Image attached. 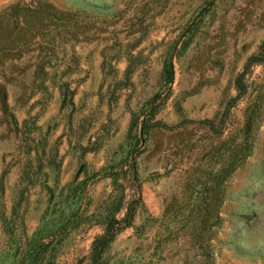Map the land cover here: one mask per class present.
I'll return each mask as SVG.
<instances>
[{
  "label": "rangeland",
  "instance_id": "rangeland-1",
  "mask_svg": "<svg viewBox=\"0 0 264 264\" xmlns=\"http://www.w3.org/2000/svg\"><path fill=\"white\" fill-rule=\"evenodd\" d=\"M262 39L264 0H0V264L78 182L54 264H90L105 215L123 226L92 264H264V59L230 100Z\"/></svg>",
  "mask_w": 264,
  "mask_h": 264
},
{
  "label": "trees",
  "instance_id": "trees-1",
  "mask_svg": "<svg viewBox=\"0 0 264 264\" xmlns=\"http://www.w3.org/2000/svg\"><path fill=\"white\" fill-rule=\"evenodd\" d=\"M18 22V20L16 21ZM30 39V38H29ZM27 37L21 41V44L28 45L30 42L34 43V41H27ZM19 45V46H20ZM22 53V50L19 49L16 51V55H20ZM264 59V39L260 41L258 44L256 50L252 53H250L242 66V69L234 76V86L236 88V94L232 97H230V100H235L239 95L243 94L245 91V83L243 80L244 73L246 72L247 68L255 62L262 61ZM172 75V70L167 69L166 70V76L167 80L171 78ZM228 109V106H224L222 109V113H226ZM200 123L206 124L209 128H212L214 130V125H213V119L212 118H205V119H200L198 120ZM221 125H224V122L221 120ZM132 126V121H130L128 125V129ZM165 126H173V125H165ZM221 129L218 130L220 132ZM141 132H145V119H143L141 123ZM87 147H81V150H85ZM126 163L128 164V176H129V181L132 182V185L135 186V188L139 187V181L137 177V172L134 164V159L130 157L129 155L125 156ZM121 168V167H119ZM118 169V168H117ZM123 171H126L124 169ZM109 173H113L112 169L111 171H108ZM127 172V171H126ZM68 189V193H65L63 197L58 200L53 198V193L50 190V194L48 196V203L43 209L41 215H40V221L44 219V222L40 224V228H38L35 231V235L32 237V243L27 249L24 258H26L25 264H38V262L42 259L45 258L47 255L46 259L42 264H54L53 259H52V254L53 249L55 244L63 237V234L65 231L68 229V226L70 224L71 218H70V213L64 210H68L71 206L72 208H78L79 203L76 201V190H82L83 185L82 182H78L75 185L71 186H66ZM70 195L73 199L70 201H67V197ZM138 198H140L138 196ZM52 207V211L56 210L59 206H61L62 210L61 213L57 216H50L49 219H45V214L48 212L47 209L49 207ZM70 206V207H69ZM51 207L49 210H51ZM132 206H128V208L125 211L124 214V220L126 222L129 221L130 216L132 215ZM102 224H103V231L97 235H95L91 241V257L92 260L95 261L101 254L103 248L107 245V243L111 240L113 235L117 230H119L123 225H120L118 223V220L115 219L112 215H105V217L102 219ZM46 225V227H45ZM50 226V227H48ZM92 261V262H93ZM90 262V264H92ZM94 263V262H93Z\"/></svg>",
  "mask_w": 264,
  "mask_h": 264
},
{
  "label": "crops",
  "instance_id": "crops-1",
  "mask_svg": "<svg viewBox=\"0 0 264 264\" xmlns=\"http://www.w3.org/2000/svg\"><path fill=\"white\" fill-rule=\"evenodd\" d=\"M54 104H56L55 106L57 107L56 109H54ZM85 104L86 106H94L99 104V107L102 106V104L98 101L97 95L96 94H92L89 95L86 99H85ZM116 108L118 109V113H122V122H124V125H126V122L128 123L129 121V117L130 114L128 113V110H126V108L124 107V105L121 102H118V105L116 106ZM58 110V101H52L50 106H48L44 112L42 113L41 117L42 119H47L48 117L52 116L55 111ZM121 122V123H122ZM4 144H7V141L1 140L0 141V154H2L4 151L9 150V147H4ZM9 174V173H8Z\"/></svg>",
  "mask_w": 264,
  "mask_h": 264
}]
</instances>
